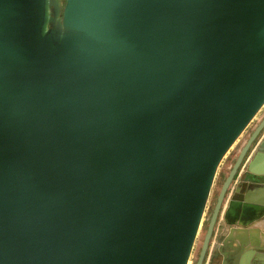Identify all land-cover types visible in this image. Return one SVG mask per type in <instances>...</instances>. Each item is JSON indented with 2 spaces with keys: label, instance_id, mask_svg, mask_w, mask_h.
Returning a JSON list of instances; mask_svg holds the SVG:
<instances>
[{
  "label": "water",
  "instance_id": "95a60500",
  "mask_svg": "<svg viewBox=\"0 0 264 264\" xmlns=\"http://www.w3.org/2000/svg\"><path fill=\"white\" fill-rule=\"evenodd\" d=\"M263 105L264 0H0V264H188ZM247 173L221 264H264V139Z\"/></svg>",
  "mask_w": 264,
  "mask_h": 264
},
{
  "label": "rangeland",
  "instance_id": "374dc122",
  "mask_svg": "<svg viewBox=\"0 0 264 264\" xmlns=\"http://www.w3.org/2000/svg\"><path fill=\"white\" fill-rule=\"evenodd\" d=\"M263 115H264V105L261 108V110L256 114V116L251 121V123L248 125V127L245 129V131L240 135V137L232 145V147L227 152L225 157L222 159V161H221V163L217 169L216 175H215V179H214V182H213V185L211 188V192H210L207 204H206V208L204 210L202 221H201V224H200V227H199L196 239H195V243H194L193 250L191 252L188 264H195L196 263L200 249H201V245L203 242V238H204L207 226H208V222H209L214 204L216 202V197L219 193L221 185H222L224 179L226 178L228 172L230 171V168L233 165L243 143L249 137L253 128L257 125V123L259 122V120L261 119V117ZM224 205H225V203H224ZM224 205H223V207H224ZM222 215L223 214H222V210H221V214L219 216V220L217 221L215 231L211 237V243H210L209 250L207 252V257H206V260L204 261V264H208L210 257H211L213 247L216 245V243L217 244L219 243V240L221 239V237H223V235L226 233L227 228H226V225L223 224V217H221ZM263 220H264V218H261V219L255 221L247 229H250V230L256 229L255 231H258V227H260V225L258 223L262 222Z\"/></svg>",
  "mask_w": 264,
  "mask_h": 264
},
{
  "label": "flooded vegetation",
  "instance_id": "af4514ba",
  "mask_svg": "<svg viewBox=\"0 0 264 264\" xmlns=\"http://www.w3.org/2000/svg\"><path fill=\"white\" fill-rule=\"evenodd\" d=\"M263 122H264V115L261 117V119L259 120V122L257 123V125L253 128V130H252L251 134L249 135V137L243 143V145H242L240 151L238 152V155H237V157H236L233 165L230 168V171L232 170V168H233V166H234V164H235V162H236L239 154L241 153L242 149L248 143V141H249L250 137L252 136V134L258 129V127ZM263 139H264V127L260 130V132L256 136L255 140L251 143L250 147L246 151V153H245V155H244V157L242 159V162H241L240 166L238 167V169L236 171V174L234 175V177H233V179H232V181H231V183H230V185H229V187H228V189H227V191L225 193V196H224V199H223V202H222V206H221L220 213L218 215L217 221L219 220V216H220L221 210H222V214L223 215L221 217H223V224L226 225V223H225V217H226L225 216V213H227V211L229 209H232V211H235V212H234V214L231 213L230 214L231 216L228 215V218H227L228 221L229 220H236V219L242 218V214H240V212L238 211V209H236V207H234V206H230V204L233 201H236L239 197H242L243 198V201H245L246 198L247 199L248 198H251L249 192H252L253 191V193H257L258 192L257 189L260 190L263 187V185L260 182L254 181L253 178L251 176H249L248 173H247V162L250 159H252V157L256 153V149L258 147V144ZM229 172H228L227 176L229 175ZM227 176H226V178H227ZM225 179H224V181H225ZM221 187H222V185H221ZM246 191H247V194H245ZM219 192H220V190H219ZM217 197H218V195H217ZM217 197H216V201H217ZM224 203H225V205H224ZM215 204H216V202H215ZM215 204H214V206H215ZM223 205H224V207H223ZM213 209H214V207H213ZM217 221H216V224L214 226L212 235H213V233L215 231V227L217 225ZM226 228H227V225H226ZM210 243H211V239H210ZM219 244H220V242L218 244L216 243V245L213 247V250H212V253H211V257H210V260H209L208 264H221L222 263L223 257H222V255H221V253L219 251V248H218L219 247ZM206 257H207V254H206Z\"/></svg>",
  "mask_w": 264,
  "mask_h": 264
},
{
  "label": "crops",
  "instance_id": "0c3cea01",
  "mask_svg": "<svg viewBox=\"0 0 264 264\" xmlns=\"http://www.w3.org/2000/svg\"><path fill=\"white\" fill-rule=\"evenodd\" d=\"M245 194H247V191H246ZM249 194H250V197L251 198L252 197L255 198L257 196V193H253V191L252 192H249ZM258 224L260 225V227H258L259 236H260V238H262L264 236V220L262 222L258 223ZM262 240H264V238H262ZM249 264H252V262L249 263Z\"/></svg>",
  "mask_w": 264,
  "mask_h": 264
},
{
  "label": "bare ground",
  "instance_id": "6f19581e",
  "mask_svg": "<svg viewBox=\"0 0 264 264\" xmlns=\"http://www.w3.org/2000/svg\"><path fill=\"white\" fill-rule=\"evenodd\" d=\"M264 218V217H263Z\"/></svg>",
  "mask_w": 264,
  "mask_h": 264
}]
</instances>
